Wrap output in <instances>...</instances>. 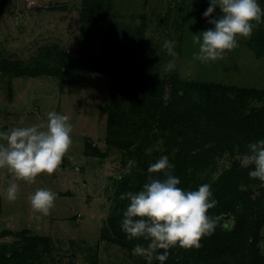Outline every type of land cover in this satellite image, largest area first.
Returning <instances> with one entry per match:
<instances>
[{
  "label": "rangeland",
  "instance_id": "374dc122",
  "mask_svg": "<svg viewBox=\"0 0 264 264\" xmlns=\"http://www.w3.org/2000/svg\"><path fill=\"white\" fill-rule=\"evenodd\" d=\"M92 1L0 0V62L15 61L28 69L90 68L80 74L67 71L61 77L43 72L21 76L0 72V129L43 124L49 111L69 116L73 126L69 153L52 174L40 173L28 183L0 169V194L8 182L19 184L14 202L0 195V264H148L143 257L133 255L132 249L136 244L147 247L149 241L129 240L126 235L118 238V216L128 203L121 199L126 191L122 184H135L142 166L153 163L156 152L177 153L179 137H166L171 134L167 129L153 139L152 148L138 147V142L128 149L108 145L107 116L115 74H128L140 61L150 59L157 67L159 82L177 77L183 82L264 89V52L258 54L259 46L251 44L249 38L237 37L238 46L226 50L220 59L194 60L199 46L193 43V36L212 27L209 18L202 15L208 0H97V17ZM259 3L264 8V1ZM85 7L91 17L82 14ZM219 11L217 6L211 15ZM140 26L143 53L133 48ZM166 39L175 41L177 53L171 70L167 65L173 57L162 47ZM171 89L169 83L163 87L164 104L171 101ZM193 89L186 96L189 107L201 102L200 91ZM183 105H177L173 118ZM259 105V101L249 100L248 108ZM190 113L183 110L182 121ZM180 140L186 144L187 138ZM86 144L98 147L102 155H87ZM218 154L216 168L205 173L211 181L235 158L241 161L244 156L227 150ZM130 159L136 165L124 174ZM116 174L122 179H116ZM37 188L57 193L49 215L35 212L30 205L29 196ZM233 192L241 193L244 206H248L242 209L246 213L264 205V188L258 178L238 183ZM219 216L234 217L231 212ZM259 234L258 249L264 256V224ZM33 236L43 239H29Z\"/></svg>",
  "mask_w": 264,
  "mask_h": 264
},
{
  "label": "trees",
  "instance_id": "16d2710c",
  "mask_svg": "<svg viewBox=\"0 0 264 264\" xmlns=\"http://www.w3.org/2000/svg\"><path fill=\"white\" fill-rule=\"evenodd\" d=\"M262 1L264 0H259ZM92 2L93 15L97 17L100 7L97 0ZM89 11L85 7L82 14L87 18L91 17ZM142 32L143 27L140 26L133 37V48H138L135 52L139 53H143L140 46ZM249 39L251 44L259 46L258 54L264 52L263 21L253 30ZM60 69V67L28 69L20 67L15 61L4 59L0 62V72L12 76L37 75L43 72L61 77L67 71L80 74L90 70L86 65L69 66L67 71ZM156 71L157 67L153 62L144 59L128 74L113 76L105 142L126 149L136 142L139 144L138 147L152 148L153 139L159 136L157 134L171 129V134H167L166 137H179V151L175 154L168 150L156 152L153 163L161 156L167 155L169 162L174 165L173 174L180 178L179 187L196 189L202 183L211 184L214 198L219 203L208 210L209 215L217 216L231 212L234 216V227L230 231L218 226L211 236L202 237L200 248L173 247L169 250L164 264H264V256L258 249L259 231L264 224V205L251 208L248 210L249 213H246L242 209L248 206H244L241 193L233 192L238 183L251 178L248 173L253 166L243 167L235 158L230 165L221 170L215 181L208 179L205 174L216 168V154L219 151L221 153L227 150L231 154L235 151L237 156L246 154L250 142L264 139V89L227 86L216 82H183L177 77L159 82ZM167 83L172 88L169 94L171 101L164 104L163 87ZM192 86L200 91L201 102L191 104L189 107V104L186 105V96ZM249 100H257L260 105L249 109ZM181 102L184 103L183 108L178 110L182 112L173 118L177 105ZM186 108L191 113L187 120L182 121L183 110ZM195 110L198 114H194ZM200 119L204 121V127L201 126ZM152 131H155L154 134ZM182 136L187 138L186 144H181ZM209 143L212 145L207 148L206 144ZM85 153L91 156L102 155L98 147L89 144L85 146ZM148 167L149 165L142 166L135 184L128 187L125 179L122 188L126 191L123 193L139 191L147 182L149 175L162 178V172L149 173ZM262 186L264 188V183ZM124 201L129 203L127 199ZM127 205L119 213L120 225ZM118 231V238L123 239L125 232L121 229ZM29 239L36 241L43 238L33 236ZM158 251L162 253L164 250ZM152 264L160 262L154 259Z\"/></svg>",
  "mask_w": 264,
  "mask_h": 264
},
{
  "label": "clouds",
  "instance_id": "9594fccd",
  "mask_svg": "<svg viewBox=\"0 0 264 264\" xmlns=\"http://www.w3.org/2000/svg\"><path fill=\"white\" fill-rule=\"evenodd\" d=\"M217 6L220 11L212 16ZM202 15L209 18L207 22L212 27L193 36V43L199 46L193 58L209 62L222 58L226 50L236 48L237 37L250 38L253 30L264 21V8L259 0H208ZM162 47L173 57L167 65L171 70L177 55L175 41L166 39ZM46 117L43 124L0 129V169L11 172L16 180L32 183L40 173L52 174L69 153L73 142L69 116L49 111ZM247 148L241 166L252 165L249 176L264 183V139L250 142ZM135 165V160H128L124 174L130 173ZM173 169L168 156L163 155L147 170L149 173L162 172V178L149 175L139 191L121 194V199L129 201L123 212L121 230L129 240L149 241L147 247L136 244L132 249L133 255L143 257L148 264H152L153 259L164 264L173 247L200 248L202 237L211 236L218 226L225 231L234 227V217L226 219L208 214V210L219 203L211 184L183 189L178 186L181 181L173 174ZM116 179L122 176L116 174ZM0 195L14 202L19 195V184L8 182L6 191ZM56 197L57 193L50 188H37L30 194L29 202L35 212L46 216ZM159 249L164 251L161 253Z\"/></svg>",
  "mask_w": 264,
  "mask_h": 264
}]
</instances>
